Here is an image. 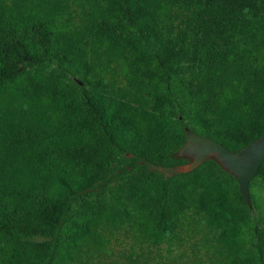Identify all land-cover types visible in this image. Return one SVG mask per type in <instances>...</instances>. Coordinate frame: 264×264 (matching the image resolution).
I'll return each instance as SVG.
<instances>
[{
	"label": "trees",
	"instance_id": "1",
	"mask_svg": "<svg viewBox=\"0 0 264 264\" xmlns=\"http://www.w3.org/2000/svg\"><path fill=\"white\" fill-rule=\"evenodd\" d=\"M184 128L264 132V0H0V264H80L116 229L156 246L194 215L220 264H264V160L247 206L212 158L173 170Z\"/></svg>",
	"mask_w": 264,
	"mask_h": 264
},
{
	"label": "rangeland",
	"instance_id": "2",
	"mask_svg": "<svg viewBox=\"0 0 264 264\" xmlns=\"http://www.w3.org/2000/svg\"><path fill=\"white\" fill-rule=\"evenodd\" d=\"M253 188V212L264 223V177ZM123 230L113 231L103 250L81 255L80 264H220L222 253L199 215L182 219V225L156 246L138 245L130 232Z\"/></svg>",
	"mask_w": 264,
	"mask_h": 264
},
{
	"label": "water",
	"instance_id": "3",
	"mask_svg": "<svg viewBox=\"0 0 264 264\" xmlns=\"http://www.w3.org/2000/svg\"><path fill=\"white\" fill-rule=\"evenodd\" d=\"M183 135L184 142L174 155L187 158V161L173 166V170L187 172L199 166L204 160L212 158L234 178L244 203L249 206L248 182L264 160V132L237 151H232L218 141L194 133L188 128H184Z\"/></svg>",
	"mask_w": 264,
	"mask_h": 264
},
{
	"label": "flooded vegetation",
	"instance_id": "4",
	"mask_svg": "<svg viewBox=\"0 0 264 264\" xmlns=\"http://www.w3.org/2000/svg\"><path fill=\"white\" fill-rule=\"evenodd\" d=\"M185 159H187V158H185Z\"/></svg>",
	"mask_w": 264,
	"mask_h": 264
}]
</instances>
